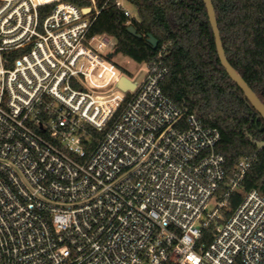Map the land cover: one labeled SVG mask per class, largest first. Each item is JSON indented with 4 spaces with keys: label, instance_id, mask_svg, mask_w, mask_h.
I'll return each mask as SVG.
<instances>
[{
    "label": "built area",
    "instance_id": "2783aa9c",
    "mask_svg": "<svg viewBox=\"0 0 264 264\" xmlns=\"http://www.w3.org/2000/svg\"><path fill=\"white\" fill-rule=\"evenodd\" d=\"M80 1L0 0V264H264V195L224 216L250 160L217 199L219 131L163 94L161 61L120 67Z\"/></svg>",
    "mask_w": 264,
    "mask_h": 264
},
{
    "label": "trees",
    "instance_id": "16d2710c",
    "mask_svg": "<svg viewBox=\"0 0 264 264\" xmlns=\"http://www.w3.org/2000/svg\"><path fill=\"white\" fill-rule=\"evenodd\" d=\"M81 7L85 1L72 0ZM225 56L264 104V0H211ZM138 21L131 26L141 35L128 31V18L116 7L115 0H95L99 10L88 37L105 34L116 42L114 55L137 64L168 69L161 83L163 94L185 114H193L205 127L220 133L216 151L224 158L225 178L216 198L228 192V183L237 173L242 158L250 160L240 189L231 193L227 217L244 193L257 190L264 195V120L230 80L218 60L213 33L201 0H127ZM89 4V2H87ZM158 41L153 50L147 41ZM167 50L161 60L157 52ZM103 133H93L97 141Z\"/></svg>",
    "mask_w": 264,
    "mask_h": 264
},
{
    "label": "water",
    "instance_id": "95a60500",
    "mask_svg": "<svg viewBox=\"0 0 264 264\" xmlns=\"http://www.w3.org/2000/svg\"><path fill=\"white\" fill-rule=\"evenodd\" d=\"M205 6L208 21L213 33L214 43L216 47V52L218 56V60L220 62L221 67L225 70L226 74L230 78V80L236 85L237 89H239L244 97L247 99L248 103L254 108V110L258 113V115L264 120V104L258 99L256 94L251 90V88L247 85V83L242 79V77L232 68L230 63L228 62L225 52L223 49L222 41L220 38V32L217 25L216 15L214 11V7L211 0H201ZM128 31L133 36L140 38L141 35L136 32V30L132 27H128ZM147 41L150 44L151 48L155 50L158 45V41L152 37L151 35L147 36ZM110 57V55H109ZM117 87L122 91L133 90L135 87L134 82H130L125 77H122L117 83ZM252 144H254L258 149L264 148L263 141H253L252 137H249Z\"/></svg>",
    "mask_w": 264,
    "mask_h": 264
},
{
    "label": "rangeland",
    "instance_id": "374dc122",
    "mask_svg": "<svg viewBox=\"0 0 264 264\" xmlns=\"http://www.w3.org/2000/svg\"><path fill=\"white\" fill-rule=\"evenodd\" d=\"M86 5H89L86 1L84 2ZM125 6L133 13V14H135V11H134V8H133V6H131L130 4H127V3H125ZM113 59H114V61L120 66V67H122L123 69H125V70H128V71H130V72H132V73H135L136 72V70L138 69V68H140V67H144V64H139L138 66H135V65H133V64H130V62H128L129 61V59L128 58H126V57H124V56H122V55H114L113 54ZM131 61V60H130Z\"/></svg>",
    "mask_w": 264,
    "mask_h": 264
}]
</instances>
